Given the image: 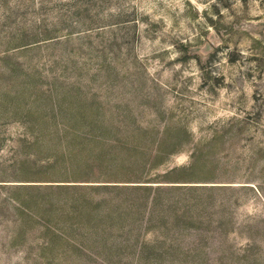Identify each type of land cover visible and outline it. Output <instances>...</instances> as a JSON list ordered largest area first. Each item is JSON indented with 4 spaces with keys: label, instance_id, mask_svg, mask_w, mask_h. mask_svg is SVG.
Segmentation results:
<instances>
[{
    "label": "rangeland",
    "instance_id": "1",
    "mask_svg": "<svg viewBox=\"0 0 264 264\" xmlns=\"http://www.w3.org/2000/svg\"><path fill=\"white\" fill-rule=\"evenodd\" d=\"M67 123L157 140L182 129L153 172L201 149L203 170L181 183L204 186L168 193L192 219L144 221L140 256L82 240L75 191L55 185L75 183ZM0 264H264V0H0Z\"/></svg>",
    "mask_w": 264,
    "mask_h": 264
},
{
    "label": "trees",
    "instance_id": "2",
    "mask_svg": "<svg viewBox=\"0 0 264 264\" xmlns=\"http://www.w3.org/2000/svg\"><path fill=\"white\" fill-rule=\"evenodd\" d=\"M76 1L79 2V0ZM89 10L92 9L85 7V11L80 12V15L77 16L84 18L86 15L84 16L83 13L86 12L88 15ZM71 12L77 14L78 9ZM96 27L99 28L100 26L97 25ZM93 28L88 26L85 29L71 30L67 35L82 33ZM37 41L40 40L26 42L19 46L28 48L35 45ZM96 128H100L101 131L97 132ZM151 130L150 128L140 127L134 131L136 134L122 138L114 135L115 132H118L117 129L115 130L109 126L104 127L101 123L94 128H91L88 124L67 123L63 128L67 147L65 157L71 165L69 168H65L69 169L67 173L72 175L70 180L64 181H74L75 183H58L55 185L57 188L75 191L72 192L70 197V207L72 215L79 219L78 221L71 220L70 228L82 229L79 233L81 239L85 238L89 242L93 241L98 246L109 243L118 250V254H121L124 249H130L136 245L138 238L134 242L132 235L135 234L136 228L138 229L140 225L144 224V221L152 226L155 220H160V223H164L163 226L169 230L171 227H177L182 219H192L191 214L188 212L190 204L188 205L186 201V207L181 209L182 212L180 213L178 211L181 208L178 205L180 196L177 198L171 197L168 193L191 192L204 186L181 183L193 181L188 179L191 178L189 176L196 174L197 169L203 170L204 166H201L199 162L202 156L201 149L196 148L194 150L191 156L192 160L186 165L170 167L165 173L153 172L158 166L164 164L168 157L180 150L179 148L184 139H173L172 137L175 132L180 135L182 129L174 132H170V129L169 131L166 130V136L159 140L148 138L151 135ZM137 135L138 137H136ZM96 167L104 177H92V174L96 173L94 171ZM105 174L108 175L105 177ZM156 182L178 183L155 184ZM95 189L96 191L100 189L114 190L119 194H125L126 197L121 195L119 200H115L113 196H103L98 199L97 196L92 194ZM162 193H167L165 199H163L164 195ZM24 206L26 205L24 204ZM166 209L175 211L172 222L167 221L165 223L167 219ZM145 217L148 219H145ZM116 230L122 232L120 234L115 233ZM124 233L129 235H124ZM122 235L124 238H122ZM159 243V249L164 250V243ZM70 247H75V244L71 243ZM134 249H137V254L140 256L143 255V249L146 248L142 245ZM106 250H109V248Z\"/></svg>",
    "mask_w": 264,
    "mask_h": 264
}]
</instances>
